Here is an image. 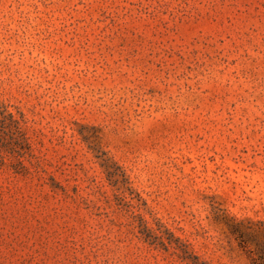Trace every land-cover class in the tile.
Instances as JSON below:
<instances>
[{
	"label": "rangeland",
	"instance_id": "1",
	"mask_svg": "<svg viewBox=\"0 0 264 264\" xmlns=\"http://www.w3.org/2000/svg\"><path fill=\"white\" fill-rule=\"evenodd\" d=\"M0 264H264V0H0Z\"/></svg>",
	"mask_w": 264,
	"mask_h": 264
}]
</instances>
